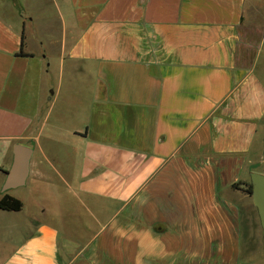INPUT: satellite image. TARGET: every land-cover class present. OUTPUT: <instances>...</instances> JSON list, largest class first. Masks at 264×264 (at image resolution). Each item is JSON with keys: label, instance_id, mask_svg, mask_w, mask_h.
<instances>
[{"label": "crops", "instance_id": "0c3cea01", "mask_svg": "<svg viewBox=\"0 0 264 264\" xmlns=\"http://www.w3.org/2000/svg\"><path fill=\"white\" fill-rule=\"evenodd\" d=\"M263 164L264 0H0V264H264Z\"/></svg>", "mask_w": 264, "mask_h": 264}, {"label": "water", "instance_id": "95a60500", "mask_svg": "<svg viewBox=\"0 0 264 264\" xmlns=\"http://www.w3.org/2000/svg\"><path fill=\"white\" fill-rule=\"evenodd\" d=\"M31 152L30 147L22 144H16L13 147L12 165L4 181L5 189L15 188L25 184ZM249 178L252 187L251 198L257 210L262 238L264 240V174L251 171Z\"/></svg>", "mask_w": 264, "mask_h": 264}, {"label": "trees", "instance_id": "16d2710c", "mask_svg": "<svg viewBox=\"0 0 264 264\" xmlns=\"http://www.w3.org/2000/svg\"><path fill=\"white\" fill-rule=\"evenodd\" d=\"M240 185H242V187ZM233 187L237 189L239 188L240 190L251 196L252 187L250 183H246V182L235 183ZM22 205L23 203L20 199L8 193H5L0 197V209L2 210L19 211L22 208Z\"/></svg>", "mask_w": 264, "mask_h": 264}, {"label": "rangeland", "instance_id": "374dc122", "mask_svg": "<svg viewBox=\"0 0 264 264\" xmlns=\"http://www.w3.org/2000/svg\"><path fill=\"white\" fill-rule=\"evenodd\" d=\"M260 169H258V171H260L259 173H262V174H264V164L263 165H261L260 167H259ZM246 183H250V181H248V182H246ZM261 252H262V254L264 255V247H262V250H261Z\"/></svg>", "mask_w": 264, "mask_h": 264}]
</instances>
